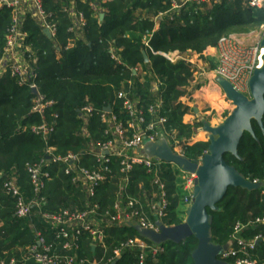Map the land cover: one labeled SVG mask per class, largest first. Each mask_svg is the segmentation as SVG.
Instances as JSON below:
<instances>
[{
	"label": "trees",
	"instance_id": "trees-1",
	"mask_svg": "<svg viewBox=\"0 0 264 264\" xmlns=\"http://www.w3.org/2000/svg\"><path fill=\"white\" fill-rule=\"evenodd\" d=\"M43 5L57 25L55 40L49 41L29 19L24 30L28 34L27 43L38 51L35 84L44 101L51 105L41 113L34 112V96L29 87L21 85L7 71L0 75V262L35 264L30 249L42 239L52 248V254L62 258L74 257L77 262L85 260L84 264H112L114 251L128 240L152 245L137 234L133 224L110 223L108 216L114 214L113 207L118 200L131 199L136 203L134 208L154 223L156 218L151 207L158 204L160 194L158 186L153 184L156 178L163 186L166 201L164 216L159 222L165 227H174L184 222L181 217L185 214L187 195L181 177L171 165L162 163L156 168L155 176L147 174L139 165L123 173L118 158L109 157L106 163L96 160L91 151L111 139L105 135L107 126L101 118L104 111L109 108L107 115L115 117L126 128L130 119L124 101L118 99L121 92L136 105L146 124L154 121L149 109L162 103L160 115L166 121L163 125L166 137L175 139L186 159L200 161L209 143H191V140L204 123L184 124L183 118L189 109L182 103L189 95L196 70L183 62L171 64L158 54H193L199 56L209 71H214L216 63L204 57L206 51L215 50L218 40L231 32L258 30L264 25V17L250 9L246 0H220L218 4L199 7L187 5L176 12L171 11L170 0H111L100 5L102 22L80 1L43 0ZM66 9L84 15L86 27L81 37L69 32L72 20ZM158 19L160 28L149 41L153 54L142 41ZM10 21V12L1 9L0 60ZM69 44L73 48L67 51ZM111 48L117 51L122 66L114 67L108 54ZM135 69L137 75L133 73ZM154 85L158 86L157 91H153ZM85 107H91L92 114L83 120L79 114ZM42 125L48 130L44 138L32 131ZM251 125L256 140L245 133L238 147L241 160L225 155L224 161L249 182L264 184V134L254 121ZM68 155L76 156L77 166L84 169L108 170L93 197L79 184L73 185L71 178L64 174L68 164L62 163V159ZM39 164L48 178L36 195L27 167ZM9 181L19 188L26 201L39 202V207L25 219L15 217V200L4 191V184ZM263 192L230 188L217 205V212L207 210L212 218L211 242L225 246L232 241L234 228L239 224L243 227L240 237L244 241L258 239L255 249L247 255L256 264H264V223H256L264 218ZM94 206L98 208L95 217H88L85 222L103 236V241L97 243L89 232L81 230L75 247L64 251L66 241L57 239L58 229L44 215L83 213ZM77 228L79 225L73 224L68 230L70 235ZM160 246L164 253L155 261L146 259L143 264H193L191 254L197 247L194 238L180 245ZM233 262V259L226 260L227 264ZM115 264H140L139 252L125 249Z\"/></svg>",
	"mask_w": 264,
	"mask_h": 264
},
{
	"label": "built area",
	"instance_id": "built-area-1",
	"mask_svg": "<svg viewBox=\"0 0 264 264\" xmlns=\"http://www.w3.org/2000/svg\"><path fill=\"white\" fill-rule=\"evenodd\" d=\"M80 1L88 5L95 16L101 13L100 5L111 0H72ZM220 0H170L171 11H179L187 5H211L218 4ZM72 5V4H71ZM246 5L255 11H259L264 17V0H246ZM7 9L11 15L10 26L5 35V44L3 47L2 59L0 60V75L4 72H9L12 78L18 79L21 85H27L29 89L38 92V98L34 97V112L41 113L45 108L51 105V102H45L40 95L39 90L35 84L36 79V65L38 62V51L27 43L28 34L24 30L26 20H31L40 29L42 34L45 31L49 33V41H54L57 34V25L52 20V14L48 13L43 5V0H0V10ZM69 12L72 20V26L69 32L74 36H80L82 30L86 27V20L82 13L73 12L72 9L64 10ZM256 32H259V38L253 44L247 45L240 43L232 35L223 36L218 40L215 48L216 53V68L212 71L214 78H221L227 81L233 89L243 95L248 96V83L255 70L262 67V57L264 49L261 48L260 43L264 35V25H262ZM152 34H146L142 41L143 46L151 53L155 54L149 45V38ZM73 45L69 44L65 50L71 48ZM59 51V50H57ZM112 60L117 65H122L120 59L114 54L113 49L109 52ZM44 55V54H43ZM158 55L165 58L169 63L176 64L183 62L190 64V60L178 52ZM137 70H133L136 73ZM216 84V83H215ZM217 85V84H216ZM119 100H123L124 109L129 117V122L126 128L122 124L117 123L115 117L108 116L106 111L101 117L106 124L107 130L105 135L111 139L103 144H98L97 149L91 151L98 162H108L107 158L113 157L120 159L122 172L128 173L133 166H143L147 174H154L156 176V168L162 163L148 159L142 154V149L148 143H155L164 139L168 142L172 150L181 155L177 150V143L172 137L168 140L166 132L163 130L165 119L161 117L162 103H156L152 106L148 113L154 117V121L146 124L142 114L135 108V104L131 102L124 92L118 95ZM92 114L91 107H85L80 112V118L86 120ZM33 133L41 135L43 138L48 134L45 125L32 129ZM171 141V142H170ZM62 163L68 164V168L64 174L71 178L73 185H80L89 197L94 196L95 189L105 181V174L108 172L106 168L90 171L78 165V158L73 155H68L62 159ZM103 166V165H102ZM27 173L30 177L31 184L34 188V193L37 195L43 189L44 179L48 175L42 172V164L27 167ZM181 173V180L183 188L186 192L184 199L186 204H190L192 200V192L194 188L195 176L186 173ZM257 183V182H254ZM154 185L159 188V202L157 205L151 207L152 214L156 218L155 222L148 221L141 213L140 209H135V202L126 198L124 201H117L113 207L114 214L109 217L110 223L118 225L133 224L144 230L158 231V224L164 216L166 207L165 194L163 186L160 185L158 179L155 178ZM264 185V184H263ZM4 191L7 195L15 200V217L18 219H25L31 215L34 209L39 207L38 201L28 202L25 200L19 188L11 181L5 182ZM261 190H264L261 189ZM264 193V192H263ZM98 208L92 207L90 210L83 213L62 212L58 215H44L54 229H58L57 239H63L66 243L63 245L64 251H70L75 247V242L78 240L81 230L89 232L95 242L101 243L103 236L97 231L92 230L85 221L88 217H95ZM256 223H264V218L257 220ZM73 224L79 225L80 228L70 235V230ZM242 226L237 224L234 228V236L232 237V245L228 252L224 253L220 260L225 261L233 259V264H256L247 258L248 252L255 249L257 238L253 242H246L240 237ZM73 230V229H72ZM72 237V238H71ZM71 239V240H70ZM235 246V248H233ZM125 249H137L139 252L140 264H143L146 259L155 261L158 255L164 253L161 246L148 245L140 240H128L120 245L113 253L112 262L120 258L122 251ZM30 254L35 264H84L85 260L75 261L74 257L62 258L52 254V248L45 245L44 241L40 239L37 246L30 249ZM242 254L244 257L238 258ZM110 261V262H111ZM112 263V264H113ZM0 264H5L0 262ZM13 264V263H11Z\"/></svg>",
	"mask_w": 264,
	"mask_h": 264
},
{
	"label": "water",
	"instance_id": "water-1",
	"mask_svg": "<svg viewBox=\"0 0 264 264\" xmlns=\"http://www.w3.org/2000/svg\"><path fill=\"white\" fill-rule=\"evenodd\" d=\"M103 19L104 15L101 14L100 22ZM44 34L47 38L50 37L47 31ZM260 46L264 49V35ZM143 57L147 62L145 54ZM262 62V67L254 71L248 83V96L236 92L227 81L221 78L215 80L226 100L233 105V110L217 127H211L208 123L203 124L201 130L208 135L209 146L207 153L200 161L192 162L175 153L164 139L144 146L141 152L146 158L175 166L183 173L195 176V180L191 204L186 211L184 222L174 227L158 224V231L144 230L136 226L135 231L142 239L154 246H160L165 243L180 245L187 239L194 238L197 247L191 254L193 264H227L220 260V257L229 251L232 243L219 246L211 242L212 218L207 210L217 212V205L230 188L248 192L264 188L262 183L246 180L234 167L227 165L224 161L225 155L241 160L238 147L245 133L256 140L252 121L264 134V55ZM31 92L38 98L36 90ZM105 111L110 113L109 108Z\"/></svg>",
	"mask_w": 264,
	"mask_h": 264
},
{
	"label": "crops",
	"instance_id": "crops-1",
	"mask_svg": "<svg viewBox=\"0 0 264 264\" xmlns=\"http://www.w3.org/2000/svg\"><path fill=\"white\" fill-rule=\"evenodd\" d=\"M176 12V11H174ZM103 14L102 12L98 14V19L100 17V15ZM100 22V20H99ZM160 26H159V19L158 20H155L154 21V28L151 32L152 36L158 32ZM151 36V38H152ZM80 37V36H79ZM149 38V41L150 39ZM82 39V38H81ZM144 39V37H143ZM73 46L69 49H72ZM67 49V51L69 50ZM113 49V52L114 54L119 58L118 54H117V51L114 49V48H111ZM110 52V50H109ZM108 52V54H109ZM110 56V54H109ZM185 56V58L189 59L190 60V64L195 70H196V74L194 75V79L191 83V86H190V90L188 91V94L190 92V95H188L187 97L183 98L182 99V103L183 104H186V106L188 107V113L184 116L183 118V123L186 124V125H192L196 122H203L204 119H207L206 120V123H208L211 127H217L219 126L224 120L222 119V114H225L224 110L225 109H220V111H216L218 109H211L210 112L209 111H206V112H199V115H201V120H199V117L196 115L198 113L197 109L193 108L192 111H193V117L189 115V111H190V107H191V104H195V103H192L193 100H196V99H199V96H197V94L194 92L196 90L193 91V87L195 85L197 86H201L202 84H206L205 87H207L208 89H210L211 92H213L215 95H217V93L219 92L220 95H221V90L219 89V87L214 83L213 79L211 78V71L208 72V73H205L204 69L203 68H206L207 65L199 58V56H196V55H193V54H186V55H183ZM204 57L205 58H210V59H213V60H216V53H215V50L214 49H208L206 51V53L204 54ZM60 58V56H58V59ZM110 60L113 62V64L115 65L114 67H118L120 65H117L111 58L110 56ZM148 62V61H147ZM146 62V63H147ZM122 66V65H121ZM199 70V72H198ZM138 74V70L136 73H134V75H137ZM198 81V83H196ZM157 85H154L153 87V91H157ZM198 89V88H197ZM192 90V91H191ZM204 97V96H203ZM202 106H204V104L206 103H198ZM207 104H212V103H207ZM213 110H215L214 112V115L212 117V119L209 121V117L212 115L213 113ZM231 112L227 113V115H229ZM225 119V118H224ZM197 142H208V135L206 133H204L201 129H198L194 135V137L192 138L191 140V143H197ZM178 151H180L178 148H177Z\"/></svg>",
	"mask_w": 264,
	"mask_h": 264
},
{
	"label": "rangeland",
	"instance_id": "rangeland-1",
	"mask_svg": "<svg viewBox=\"0 0 264 264\" xmlns=\"http://www.w3.org/2000/svg\"><path fill=\"white\" fill-rule=\"evenodd\" d=\"M257 30L256 29H247V30H242V31H238V32H231L230 34L236 38V40L240 43H243V44H247V45H250V44H253L257 41V39L259 38V32H256ZM216 59V58H215ZM214 63H216V60H214ZM205 73H208L210 72L209 71V67H206V68H203ZM199 72V70H198ZM211 78L213 79L214 78V75L211 71ZM198 83V81L196 82ZM206 84H202L201 86H197L195 85L193 88V91H194L197 96H199V99H196V100H193L192 103H195V104H191V107H190V111H189V115L190 116H194L193 115V111L192 109L195 108L197 109L198 113L196 114L198 117H199V120H201V115H199V112H206V111H209L213 108V109H218L216 111H220V109H225L224 113L225 114H222V119L225 120V115L229 112H232L233 110V105L228 101L226 100L225 96L223 93H220L218 92L217 95H215L213 92L210 91V89H208L207 87H205ZM198 88V89H197ZM190 89H188L189 91ZM192 91V90H191ZM189 95H190V92H189ZM204 96V97H203ZM198 103H206L204 104V106L198 104ZM207 103H212V104H207ZM214 112L215 110H213V113L212 115L209 117V121L212 119L214 115ZM206 120L207 119H204L203 123H206ZM172 168L178 172V175H179V178L181 177L180 176V170L175 167V166H172ZM191 204V203H190ZM190 204H187L185 205L186 207L184 208V215L182 214V219L185 220L186 218V211L188 209V207L190 206Z\"/></svg>",
	"mask_w": 264,
	"mask_h": 264
}]
</instances>
